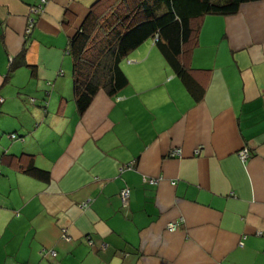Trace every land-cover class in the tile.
I'll use <instances>...</instances> for the list:
<instances>
[{"label": "crops", "instance_id": "crops-1", "mask_svg": "<svg viewBox=\"0 0 264 264\" xmlns=\"http://www.w3.org/2000/svg\"><path fill=\"white\" fill-rule=\"evenodd\" d=\"M96 1L0 0V264H264V0L204 16L182 77L146 40L79 115L68 45Z\"/></svg>", "mask_w": 264, "mask_h": 264}, {"label": "trees", "instance_id": "trees-1", "mask_svg": "<svg viewBox=\"0 0 264 264\" xmlns=\"http://www.w3.org/2000/svg\"><path fill=\"white\" fill-rule=\"evenodd\" d=\"M253 1L259 0H97L68 45L78 114L84 113L99 89L114 96L127 85L119 64L148 39L182 77L179 58L196 45L202 18L234 15L240 5ZM24 172L47 178V172L35 167Z\"/></svg>", "mask_w": 264, "mask_h": 264}, {"label": "built area", "instance_id": "built-area-1", "mask_svg": "<svg viewBox=\"0 0 264 264\" xmlns=\"http://www.w3.org/2000/svg\"><path fill=\"white\" fill-rule=\"evenodd\" d=\"M46 1L47 0H39V3L36 6H34V7H32L30 9L31 10L30 13L36 14V13L40 12L42 10L43 4H45ZM32 26H33V20H30L28 25H27V27H26V29H25V33L26 34H28L31 31ZM7 137L10 138V139H15L16 138V136L14 134H10ZM194 154H198V150L197 149L194 151ZM180 155H181V151L178 148L177 149L176 148L171 149L167 153V156L171 157V158L180 157ZM237 156L240 159V161L244 162L249 156L247 149L246 148H242L238 152ZM131 167H132V163L127 165L125 168H131ZM156 182H157L156 180H149L148 181V183H150V184H156ZM128 196H129V189L123 188V189L120 190L119 198H120V201H121L122 204H126ZM175 228H176V224H171V225L167 226V229L169 231H173V230H175ZM62 238H63L64 241H66V240L68 241L69 240V238H68V236H67V234L65 232H63V234H62ZM88 244L91 245L92 244L91 241H88Z\"/></svg>", "mask_w": 264, "mask_h": 264}, {"label": "rangeland", "instance_id": "rangeland-1", "mask_svg": "<svg viewBox=\"0 0 264 264\" xmlns=\"http://www.w3.org/2000/svg\"><path fill=\"white\" fill-rule=\"evenodd\" d=\"M149 41H150V40H149ZM149 41H148V42H149ZM148 42H147V43H148ZM148 44H149V43H148ZM141 47H146V45L141 46ZM141 49L144 50V48H141ZM142 50H141V51H142ZM134 55H135V54H134ZM128 57H131V56H128Z\"/></svg>", "mask_w": 264, "mask_h": 264}]
</instances>
